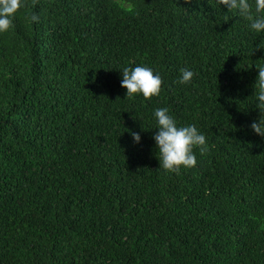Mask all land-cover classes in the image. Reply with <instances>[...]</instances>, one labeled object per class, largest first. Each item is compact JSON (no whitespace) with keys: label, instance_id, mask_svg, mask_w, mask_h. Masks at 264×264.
<instances>
[{"label":"trees","instance_id":"obj_1","mask_svg":"<svg viewBox=\"0 0 264 264\" xmlns=\"http://www.w3.org/2000/svg\"><path fill=\"white\" fill-rule=\"evenodd\" d=\"M249 23L218 0H25L0 33V264H264ZM137 65L158 96L126 97ZM159 107L206 135L194 167H160Z\"/></svg>","mask_w":264,"mask_h":264},{"label":"clouds","instance_id":"obj_2","mask_svg":"<svg viewBox=\"0 0 264 264\" xmlns=\"http://www.w3.org/2000/svg\"><path fill=\"white\" fill-rule=\"evenodd\" d=\"M219 5L227 11H235L240 17L249 21L253 32H264V0H218ZM25 6V0H0V33L7 32L13 26L15 14ZM31 21L39 22V16L31 15ZM255 87V107L259 117L254 120L251 130L264 139V66H259ZM194 72L188 68L180 70V84L190 83ZM163 83L162 76L146 65L126 67L122 70L121 87L126 89V97L137 94L146 99L158 96ZM156 132L153 136L158 150L160 167L165 171L178 173L183 168L196 165V152L200 154L208 150L206 135L195 124L180 126L168 107L154 109ZM135 143H140L141 136L137 132L130 133Z\"/></svg>","mask_w":264,"mask_h":264}]
</instances>
